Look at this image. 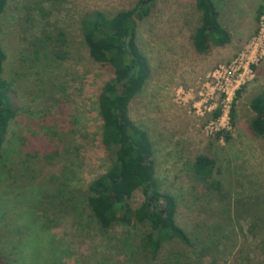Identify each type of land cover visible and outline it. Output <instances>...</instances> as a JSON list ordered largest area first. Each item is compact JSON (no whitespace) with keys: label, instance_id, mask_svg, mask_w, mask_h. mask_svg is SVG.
I'll list each match as a JSON object with an SVG mask.
<instances>
[{"label":"rangeland","instance_id":"374dc122","mask_svg":"<svg viewBox=\"0 0 264 264\" xmlns=\"http://www.w3.org/2000/svg\"><path fill=\"white\" fill-rule=\"evenodd\" d=\"M35 1L40 0H8L0 14V42L7 55L4 76L14 79L21 100L4 158L22 182H40L53 189L48 169L62 157L27 156L22 153L21 138L26 137L27 147L32 149L49 142L56 146L60 140L80 149L88 164L82 175L88 184L111 165V153L102 144L108 113L100 109L96 98L113 74L90 56L81 21L90 10L113 15L135 7L138 0ZM213 2L232 38L227 45L202 53L192 40L202 24L196 0H153L150 14L139 20L137 29V43L151 71L131 101L130 116L150 135L159 189L176 199L181 225L194 233L204 218V238H210L211 244L221 241L220 249L227 251L219 264H264V135L253 130L264 116L257 117L251 108L253 98L264 91V0ZM46 35L50 36L48 50L54 52L49 59L41 54L40 60H34L31 43ZM63 51L68 52L67 60L56 59L55 54ZM41 89L48 92L43 95ZM50 94L59 100L63 95V99L53 104L52 117L44 122L36 112ZM217 111L220 115L215 116ZM219 131L225 133L220 136ZM227 132L230 138L225 136ZM201 153L216 160L212 177L204 183L191 169L193 159ZM214 180L222 183L221 193L213 187ZM145 197L142 191L135 192L133 205H140ZM149 206L165 210L162 202L153 201ZM12 212L14 206L9 209ZM8 220L14 219L9 216ZM73 223L70 215L53 234L58 240L65 239ZM144 230L128 229L136 240ZM79 243L70 245L65 264H151L139 260L146 256L141 252L126 253L129 248L106 251L104 239L94 230L86 232ZM239 248L242 254L240 251L238 260H231ZM179 251L194 253L173 241L165 245L158 264ZM30 254L27 249L23 264H30ZM201 264L214 263L205 257Z\"/></svg>","mask_w":264,"mask_h":264},{"label":"trees","instance_id":"16d2710c","mask_svg":"<svg viewBox=\"0 0 264 264\" xmlns=\"http://www.w3.org/2000/svg\"><path fill=\"white\" fill-rule=\"evenodd\" d=\"M41 1L51 0L35 3ZM152 2L138 0L135 7L113 15L93 9L86 12L81 21L83 42L90 56L107 65L113 74L103 82L96 98L100 109L108 113L102 129V144L111 153V165L88 184L82 177L88 164L80 155V149L65 146L60 140L56 146L49 142V145L42 143L32 149L27 147V138H21L22 153L26 152L27 156L42 155L45 160L62 157L59 164L48 169L53 189L40 182H22L5 160L7 136L12 121L19 115L21 100L14 79L4 76L7 55L0 42V248L3 249L0 264H23L27 249L31 250L30 264H65L64 257L71 254L70 245L76 241L81 243L86 232L92 230L104 239L106 251L117 247L121 252L129 248L126 253L141 252L146 256L139 260L151 264L159 263L165 245L173 241L190 248L193 255L179 251L164 257L161 264H201L205 257L219 264L222 258L225 259L227 251L220 249L221 241L211 244L210 238H204V218L194 233L177 219L176 199L161 193L157 183L150 135L130 116L131 101L143 89L151 71L150 62L137 43V29L139 20L150 14ZM7 4L8 0H0V14ZM196 6L202 11V24L193 34L195 48L207 53L213 46L230 43L231 34L220 22L213 0H196ZM49 42V35L32 41L34 60H40L41 54L47 59L51 57L54 51L48 50ZM65 42L61 41L62 44ZM67 54L63 51L55 54V58L65 61ZM42 92L44 95L48 91ZM49 96L45 106L36 112L44 122L52 117L53 104L63 99V95L60 100L55 95ZM251 108L257 117L264 116V91L253 98ZM218 115L220 111L215 113ZM253 130L264 135V121L254 124ZM224 133L219 131L218 135ZM225 136L230 138L228 132ZM215 163L212 156L201 153L193 159L191 169L204 183L212 177ZM213 187L219 193L223 190L219 180L213 181ZM137 191H142L146 197L143 203L134 206L132 198ZM150 201L162 202L165 210L153 209L149 206ZM10 204L14 206L12 213H9ZM70 215L74 216L73 226L65 239L58 240L53 229ZM9 216L14 219L12 222H9ZM116 226L120 229H115ZM129 228L145 230L136 240L130 236ZM240 251L242 254V248L234 252L231 260H238Z\"/></svg>","mask_w":264,"mask_h":264},{"label":"flooded vegetation","instance_id":"af4514ba","mask_svg":"<svg viewBox=\"0 0 264 264\" xmlns=\"http://www.w3.org/2000/svg\"><path fill=\"white\" fill-rule=\"evenodd\" d=\"M152 201H150V203H151ZM150 203H149V205H150Z\"/></svg>","mask_w":264,"mask_h":264}]
</instances>
